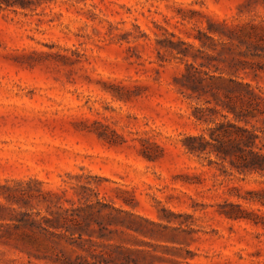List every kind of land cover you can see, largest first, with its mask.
<instances>
[{"label":"rangeland","instance_id":"1","mask_svg":"<svg viewBox=\"0 0 264 264\" xmlns=\"http://www.w3.org/2000/svg\"><path fill=\"white\" fill-rule=\"evenodd\" d=\"M30 1L0 9V264H264V170L184 147L231 122L264 154V0Z\"/></svg>","mask_w":264,"mask_h":264},{"label":"trees","instance_id":"2","mask_svg":"<svg viewBox=\"0 0 264 264\" xmlns=\"http://www.w3.org/2000/svg\"><path fill=\"white\" fill-rule=\"evenodd\" d=\"M30 3V0H0V9L17 7L26 8L28 5H30ZM210 31L211 33H218L213 32V30ZM194 69L199 74L202 72L198 68ZM210 78L212 80L215 79V77ZM184 80L187 81V84L184 83L183 85L192 89V91H195V89L198 88V84L203 81L202 77H199L198 80L196 74H193L192 72H188V74L184 75ZM229 82L230 83L227 85V88L230 90L233 89L234 85H239L246 89L247 92L243 94L244 98L252 108H255L254 102L256 101L257 97L253 91L250 90L251 86L237 83L234 80H230ZM231 111L236 113L230 106L229 112ZM235 117L236 119L241 120L237 113L235 114ZM198 119L201 120L199 117ZM258 140L262 142L263 138L257 134L256 130H250L247 126L239 127L232 124L231 122H228L218 124L216 127L210 128L209 137L205 134L186 137L184 140V147L191 155L201 156L204 154H214L222 161H227L232 150L236 149L240 153L239 158L241 160L243 172H258L264 170V154L261 153L262 149L258 147ZM253 147H258L259 151H255ZM231 218L233 217L231 216ZM239 218L240 217H237V219ZM45 221L51 222L49 219H46ZM33 225L42 226V224L37 220L33 221ZM56 229L59 228L56 227ZM82 239L83 238L81 237V240Z\"/></svg>","mask_w":264,"mask_h":264}]
</instances>
